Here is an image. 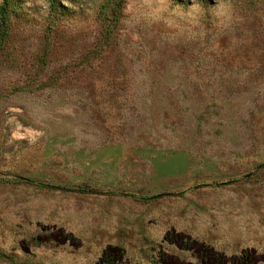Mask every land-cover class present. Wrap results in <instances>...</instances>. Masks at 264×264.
I'll return each mask as SVG.
<instances>
[{
    "label": "rangeland",
    "instance_id": "374dc122",
    "mask_svg": "<svg viewBox=\"0 0 264 264\" xmlns=\"http://www.w3.org/2000/svg\"><path fill=\"white\" fill-rule=\"evenodd\" d=\"M104 1L10 17L0 264H264V0Z\"/></svg>",
    "mask_w": 264,
    "mask_h": 264
},
{
    "label": "trees",
    "instance_id": "16d2710c",
    "mask_svg": "<svg viewBox=\"0 0 264 264\" xmlns=\"http://www.w3.org/2000/svg\"><path fill=\"white\" fill-rule=\"evenodd\" d=\"M124 1L105 0L100 6L97 17L104 23L107 38L117 24L119 11ZM16 8L17 0H0V51L3 50L10 38V17Z\"/></svg>",
    "mask_w": 264,
    "mask_h": 264
}]
</instances>
